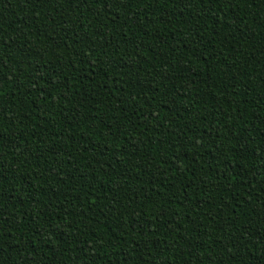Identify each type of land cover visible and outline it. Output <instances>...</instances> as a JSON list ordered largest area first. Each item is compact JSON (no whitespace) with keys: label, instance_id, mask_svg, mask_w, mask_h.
<instances>
[{"label":"trees","instance_id":"1","mask_svg":"<svg viewBox=\"0 0 264 264\" xmlns=\"http://www.w3.org/2000/svg\"><path fill=\"white\" fill-rule=\"evenodd\" d=\"M0 264H264V0H0Z\"/></svg>","mask_w":264,"mask_h":264}]
</instances>
